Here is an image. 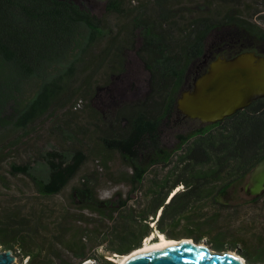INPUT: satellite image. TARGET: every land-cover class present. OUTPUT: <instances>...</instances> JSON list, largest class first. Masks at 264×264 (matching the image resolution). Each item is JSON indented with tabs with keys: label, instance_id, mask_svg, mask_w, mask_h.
<instances>
[{
	"label": "trees",
	"instance_id": "trees-1",
	"mask_svg": "<svg viewBox=\"0 0 264 264\" xmlns=\"http://www.w3.org/2000/svg\"><path fill=\"white\" fill-rule=\"evenodd\" d=\"M263 9L264 0H105L98 16L74 0H0V183L22 177L40 196L69 186L67 202L84 223L78 231L122 255L154 226L175 225L193 201L224 195L264 155V97L176 134L174 145L163 137L181 114L177 97L213 49L226 57L264 50L255 22ZM130 52L147 79L129 100L114 84L138 73ZM47 119L58 146L36 149L24 138ZM116 160L123 170H112ZM95 167L112 184L105 195ZM69 218L57 222L61 244L48 256L31 214L0 208V245L19 250L24 264H73L65 252L86 253L64 239Z\"/></svg>",
	"mask_w": 264,
	"mask_h": 264
},
{
	"label": "rangeland",
	"instance_id": "rangeland-1",
	"mask_svg": "<svg viewBox=\"0 0 264 264\" xmlns=\"http://www.w3.org/2000/svg\"><path fill=\"white\" fill-rule=\"evenodd\" d=\"M74 1L87 5L98 16L104 12L105 0ZM255 22L264 29V9L256 15ZM132 54V52L128 54L129 69L137 70L138 73L129 74L124 81L116 80L114 84V86L118 84L125 99L129 100L139 97L144 92L147 79V72ZM129 81L133 87H129ZM51 124L50 119L40 120L34 126L30 136L24 139L30 144L33 143L36 149L49 148L52 145L58 146L54 133L48 132V127ZM199 124L198 119L184 117L180 114L177 120L167 128L163 139L169 145H174L176 134L186 133ZM20 150L24 154V148L20 147ZM111 166L115 172L123 170L118 160L111 163ZM95 169L97 175L101 177L99 190L105 195L112 189V184L106 181L101 168L95 167ZM156 171L159 174L164 172L161 167H157ZM6 182L7 184L0 183V208H14L31 214L32 220L39 223L40 226L38 238L41 237L44 245L42 255L48 253V256H51L49 245L61 244L55 238L56 225L59 219L69 213L68 230L64 239L77 241L86 256L77 257L75 254L65 252L67 260L73 264H81L88 259L98 264H119L122 254H115L101 247L94 248L92 243L86 241L83 234L78 231L80 227L84 226V223L72 213V211H78L76 207L69 206L67 202L66 195L69 186L60 194L40 196L25 178L6 175ZM246 184L247 176L243 181L236 182L228 188L224 195H217L215 200L207 198L193 201L175 225L166 222L167 219L164 220L166 223H164L165 232L163 234L173 239L188 237L216 252L234 251L245 258L247 264H264V194H249ZM122 188L126 190V187ZM179 189H181V185L175 187L171 193L173 194ZM140 193L137 197L139 199H141ZM29 220L31 219L29 218ZM45 227H47L46 230ZM76 229L77 231H75ZM159 231L154 226L150 235L152 236L153 233L156 235ZM150 235L147 237H151ZM147 237L143 239L141 245ZM153 239H157L156 236H153ZM0 251H3L1 245ZM18 252L17 249L13 252L16 254V259L11 264H24L27 260ZM42 258V256L36 257L35 263H38Z\"/></svg>",
	"mask_w": 264,
	"mask_h": 264
},
{
	"label": "water",
	"instance_id": "water-1",
	"mask_svg": "<svg viewBox=\"0 0 264 264\" xmlns=\"http://www.w3.org/2000/svg\"><path fill=\"white\" fill-rule=\"evenodd\" d=\"M260 97H264V56L243 51L231 57L220 55L212 59L192 85L181 90L176 108L184 117L211 123ZM246 187L251 195L264 190V155L250 169ZM131 252L121 264H247L235 252H216L196 241ZM15 259L11 249L0 251V264H11ZM81 264L98 263L85 260Z\"/></svg>",
	"mask_w": 264,
	"mask_h": 264
},
{
	"label": "bare ground",
	"instance_id": "bare-ground-1",
	"mask_svg": "<svg viewBox=\"0 0 264 264\" xmlns=\"http://www.w3.org/2000/svg\"><path fill=\"white\" fill-rule=\"evenodd\" d=\"M151 236V235H150ZM153 236L157 239H153ZM193 240H191L188 237H182V238H178V239H173V238H169L167 236H165L163 234V232H157L156 235H153L151 237H147L146 241H144V243L139 246L138 248L134 249L131 253H138V252H142V251H150L153 249H158L160 247H163L165 245L168 244H177V243H182V242H191ZM201 243V242H199ZM202 244V243H201ZM230 252H234V251H230ZM130 254H125L122 255V257L119 259V264H121ZM87 261H91V260H87Z\"/></svg>",
	"mask_w": 264,
	"mask_h": 264
},
{
	"label": "flooded vegetation",
	"instance_id": "flooded-vegetation-1",
	"mask_svg": "<svg viewBox=\"0 0 264 264\" xmlns=\"http://www.w3.org/2000/svg\"><path fill=\"white\" fill-rule=\"evenodd\" d=\"M219 51H220V48L213 49V50L211 51V54L208 55L209 57L207 58V60L204 61V64L207 62V66H208L209 62H210L212 59L215 58L214 55H216V56L224 55L223 53H219ZM245 51H253V52H255V53L258 54V55H262V56H264V50H262V49L245 50ZM224 56H225V55H224ZM204 64H203V65H204ZM205 65H206V64H205ZM244 259H245V258H244Z\"/></svg>",
	"mask_w": 264,
	"mask_h": 264
},
{
	"label": "clouds",
	"instance_id": "clouds-1",
	"mask_svg": "<svg viewBox=\"0 0 264 264\" xmlns=\"http://www.w3.org/2000/svg\"><path fill=\"white\" fill-rule=\"evenodd\" d=\"M242 257V256H241Z\"/></svg>",
	"mask_w": 264,
	"mask_h": 264
},
{
	"label": "crops",
	"instance_id": "crops-1",
	"mask_svg": "<svg viewBox=\"0 0 264 264\" xmlns=\"http://www.w3.org/2000/svg\"><path fill=\"white\" fill-rule=\"evenodd\" d=\"M182 238V237H181Z\"/></svg>",
	"mask_w": 264,
	"mask_h": 264
}]
</instances>
